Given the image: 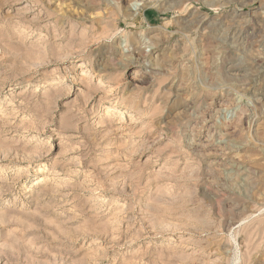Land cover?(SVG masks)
Listing matches in <instances>:
<instances>
[{
    "label": "rangeland",
    "instance_id": "rangeland-1",
    "mask_svg": "<svg viewBox=\"0 0 264 264\" xmlns=\"http://www.w3.org/2000/svg\"><path fill=\"white\" fill-rule=\"evenodd\" d=\"M0 264H264V0H0Z\"/></svg>",
    "mask_w": 264,
    "mask_h": 264
},
{
    "label": "bare ground",
    "instance_id": "bare-ground-1",
    "mask_svg": "<svg viewBox=\"0 0 264 264\" xmlns=\"http://www.w3.org/2000/svg\"><path fill=\"white\" fill-rule=\"evenodd\" d=\"M128 5V4H127ZM122 8H124L126 11H128V10H130V7L129 6H124L123 4H122ZM124 10V11H125ZM130 14V13H129Z\"/></svg>",
    "mask_w": 264,
    "mask_h": 264
}]
</instances>
